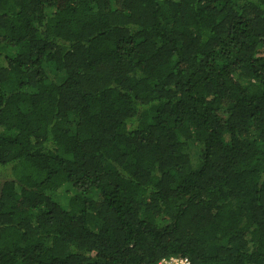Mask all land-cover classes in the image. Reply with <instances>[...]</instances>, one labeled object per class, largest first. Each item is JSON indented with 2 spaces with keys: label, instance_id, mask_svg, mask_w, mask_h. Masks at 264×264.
<instances>
[{
  "label": "trees",
  "instance_id": "trees-1",
  "mask_svg": "<svg viewBox=\"0 0 264 264\" xmlns=\"http://www.w3.org/2000/svg\"><path fill=\"white\" fill-rule=\"evenodd\" d=\"M264 264V0H0V264Z\"/></svg>",
  "mask_w": 264,
  "mask_h": 264
},
{
  "label": "built area",
  "instance_id": "built-area-1",
  "mask_svg": "<svg viewBox=\"0 0 264 264\" xmlns=\"http://www.w3.org/2000/svg\"><path fill=\"white\" fill-rule=\"evenodd\" d=\"M158 264H190L187 258H170L168 260H161Z\"/></svg>",
  "mask_w": 264,
  "mask_h": 264
}]
</instances>
